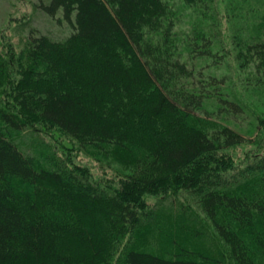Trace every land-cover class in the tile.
I'll return each instance as SVG.
<instances>
[{
	"label": "trees",
	"instance_id": "1",
	"mask_svg": "<svg viewBox=\"0 0 264 264\" xmlns=\"http://www.w3.org/2000/svg\"><path fill=\"white\" fill-rule=\"evenodd\" d=\"M38 2L70 33L56 40L27 25L25 62L0 55V90H7L0 108V264H261L264 157L236 170L220 153L244 137L197 115L209 101L235 118L244 108L224 90L225 78L195 72L176 56V4ZM179 2L203 4V15L213 0ZM213 43L203 31L185 42L191 53L211 58ZM246 56L264 70V42L248 45ZM35 123L85 149L124 150L144 171L103 187L81 167L28 152L20 135ZM181 191L194 195L228 245V258L191 248L164 257L128 241L116 250L127 236L154 227L148 197ZM221 212L228 221H220ZM257 224L263 232L247 242L241 231Z\"/></svg>",
	"mask_w": 264,
	"mask_h": 264
},
{
	"label": "rangeland",
	"instance_id": "2",
	"mask_svg": "<svg viewBox=\"0 0 264 264\" xmlns=\"http://www.w3.org/2000/svg\"><path fill=\"white\" fill-rule=\"evenodd\" d=\"M168 1L176 4V10L179 9L177 17L180 20L175 27L176 35L172 37L180 53L176 56L195 72L203 71L206 75L225 78L224 90L244 108V113L235 118L220 112L215 101H209L203 108L206 112L197 115L208 126H227L244 137V143L224 149L220 154L231 160L236 170L245 168L256 156L264 157V70L259 71L255 65L258 61H248L246 56L248 45L264 42V0H213L204 16L200 8L203 4H198L197 8L183 5L179 0ZM37 3L38 0H0V55L7 62L15 61L16 65L25 62L27 25L56 40H62L70 33L69 25L61 17L50 18L37 7ZM202 31L214 40L212 58L191 53L185 44L186 40ZM5 91L4 88L0 90V108H5ZM21 136L26 138L22 145L28 152L42 158L50 156L63 160L71 168L81 167L91 181L103 187H115L127 175L144 171V166L135 162L134 155L124 150L112 146L98 151L85 149L44 124H33ZM147 204L155 214L153 217L157 216L156 222L152 220L154 227L124 238L122 245L116 248L118 252L128 241L132 247L164 257L174 256L181 249L188 248L204 252L217 249L224 253L225 258L229 257L228 245L219 239L191 192H169L148 197ZM219 218L220 221L229 220L223 212ZM231 226L237 227L233 222ZM261 232L257 224L255 229L242 230L241 236L248 242ZM258 260L264 264L261 256Z\"/></svg>",
	"mask_w": 264,
	"mask_h": 264
},
{
	"label": "bare ground",
	"instance_id": "3",
	"mask_svg": "<svg viewBox=\"0 0 264 264\" xmlns=\"http://www.w3.org/2000/svg\"><path fill=\"white\" fill-rule=\"evenodd\" d=\"M221 16V15H220Z\"/></svg>",
	"mask_w": 264,
	"mask_h": 264
}]
</instances>
